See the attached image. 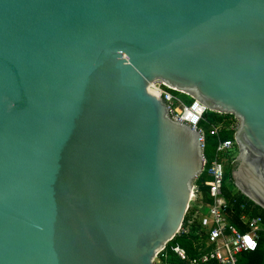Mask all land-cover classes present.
Here are the masks:
<instances>
[{"label":"water","instance_id":"obj_1","mask_svg":"<svg viewBox=\"0 0 264 264\" xmlns=\"http://www.w3.org/2000/svg\"><path fill=\"white\" fill-rule=\"evenodd\" d=\"M158 80L238 121L264 210V0H0V264H155L204 170Z\"/></svg>","mask_w":264,"mask_h":264},{"label":"built area","instance_id":"obj_2","mask_svg":"<svg viewBox=\"0 0 264 264\" xmlns=\"http://www.w3.org/2000/svg\"><path fill=\"white\" fill-rule=\"evenodd\" d=\"M148 91L154 97L162 99L176 119L200 130L204 153L202 174L206 173L209 177L205 185L209 189L212 203L208 206V213L200 220V241L195 244L200 253L195 257H189L186 250L179 245L173 246L172 252L182 264H242L240 263L242 255L253 253L258 249L264 234V219L261 216L243 215L240 218L243 230L229 219L230 204L224 187L228 166L239 154L235 141V128L238 121L234 118L228 127L223 123H208L209 128H206L201 123L209 111L199 101L184 102L180 95L187 96L186 94L171 89L159 80L150 84ZM224 131L233 132L234 137L232 139L223 138ZM209 137L216 141L214 152L210 156L206 154ZM199 196L200 188L195 184L192 202L197 201ZM192 224L193 221H189V225ZM188 232V228L182 227L179 235ZM164 251L157 255L155 264H158L160 257L166 260L167 256L163 253Z\"/></svg>","mask_w":264,"mask_h":264},{"label":"trees","instance_id":"obj_3","mask_svg":"<svg viewBox=\"0 0 264 264\" xmlns=\"http://www.w3.org/2000/svg\"><path fill=\"white\" fill-rule=\"evenodd\" d=\"M188 97L193 102V99ZM234 119L231 115H222L215 112H207L204 116V121L201 125L209 128L208 123L210 124H224L229 126L231 121ZM234 133L231 131H224L223 138L232 139ZM212 137H209L207 142H209ZM214 141V146L216 141ZM207 154V152H206ZM236 159L229 164L228 170L226 173V182H225V195L230 204L229 219L236 224L240 229H244L240 224V218L243 215L254 217L261 216L264 219V210L257 206L250 199L245 197L238 189L236 188L234 181L232 179V172L235 169ZM209 180V177L206 173H203L197 180L196 185L200 188V196L198 198V204L194 202L191 203L186 218L184 220L183 228H188V233L178 234L173 241H171L166 250L163 252L167 258L166 260L163 257H160L158 264H182L179 258L172 252L171 248L173 246L179 245L186 250L189 257H195L200 252H198L195 244L200 241L199 234L201 232V217L208 213V206L212 203L209 189L205 183ZM189 221H193L192 225H189ZM242 259L246 260L245 264H264V234L259 242L258 249L253 253H247L242 256Z\"/></svg>","mask_w":264,"mask_h":264},{"label":"rangeland","instance_id":"obj_4","mask_svg":"<svg viewBox=\"0 0 264 264\" xmlns=\"http://www.w3.org/2000/svg\"><path fill=\"white\" fill-rule=\"evenodd\" d=\"M180 96H181V98L183 99L184 102L190 103L191 100L188 97L183 96V95H180ZM213 152H214V141H213V139H210L208 144H207V154H208V156L212 155ZM194 203L198 204V201H195ZM241 263L245 264L246 260L242 259Z\"/></svg>","mask_w":264,"mask_h":264},{"label":"crops","instance_id":"obj_5","mask_svg":"<svg viewBox=\"0 0 264 264\" xmlns=\"http://www.w3.org/2000/svg\"><path fill=\"white\" fill-rule=\"evenodd\" d=\"M243 256V255H242ZM242 256H241V258H240V263H241V260H242Z\"/></svg>","mask_w":264,"mask_h":264},{"label":"snow or ice","instance_id":"obj_6","mask_svg":"<svg viewBox=\"0 0 264 264\" xmlns=\"http://www.w3.org/2000/svg\"><path fill=\"white\" fill-rule=\"evenodd\" d=\"M251 243V241H249Z\"/></svg>","mask_w":264,"mask_h":264}]
</instances>
